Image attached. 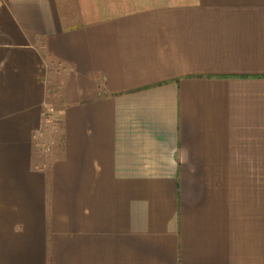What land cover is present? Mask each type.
Here are the masks:
<instances>
[{
  "label": "crops",
  "instance_id": "crops-1",
  "mask_svg": "<svg viewBox=\"0 0 264 264\" xmlns=\"http://www.w3.org/2000/svg\"><path fill=\"white\" fill-rule=\"evenodd\" d=\"M0 198V264H264V0H0Z\"/></svg>",
  "mask_w": 264,
  "mask_h": 264
},
{
  "label": "rangeland",
  "instance_id": "rangeland-1",
  "mask_svg": "<svg viewBox=\"0 0 264 264\" xmlns=\"http://www.w3.org/2000/svg\"><path fill=\"white\" fill-rule=\"evenodd\" d=\"M63 63L51 60L49 69V75L46 78V92H45V107L46 105H50L49 107L54 108L55 112L51 115L52 123H47L45 118H43V127L40 129V132L37 134L39 137L37 142V149L35 151L36 160H38L37 165L41 170V166L46 164L48 167L51 165L53 159H55V153L53 149L57 146V134L55 129H58L59 125L61 124V120H59L60 115V106L62 105V84L63 80L65 79L66 75L69 72V68L65 67ZM46 111V108L44 112ZM46 127V128H44ZM37 167V168H38ZM1 200V198H0ZM35 203L38 200L34 199ZM1 204V201H0ZM3 219L2 211L0 212V220Z\"/></svg>",
  "mask_w": 264,
  "mask_h": 264
},
{
  "label": "built area",
  "instance_id": "built-area-1",
  "mask_svg": "<svg viewBox=\"0 0 264 264\" xmlns=\"http://www.w3.org/2000/svg\"><path fill=\"white\" fill-rule=\"evenodd\" d=\"M49 106H50V105L44 107V108H46V111L43 113V116H44L45 121H46V125H45L46 127H47V123H48V124H49V123H52V120H50V119H51V115L55 112L54 108L49 107ZM52 116H53V115H52ZM59 118L61 119V115H59ZM60 119H59V120H60ZM60 125H61V124H60ZM60 125H59L58 129H55V132H56V133L59 132ZM46 127H44V128H46Z\"/></svg>",
  "mask_w": 264,
  "mask_h": 264
}]
</instances>
